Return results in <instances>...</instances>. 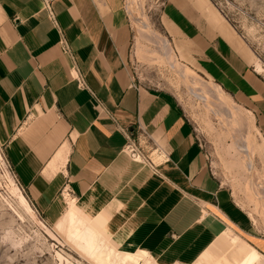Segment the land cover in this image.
<instances>
[{"label": "crops", "instance_id": "0c3cea01", "mask_svg": "<svg viewBox=\"0 0 264 264\" xmlns=\"http://www.w3.org/2000/svg\"><path fill=\"white\" fill-rule=\"evenodd\" d=\"M53 10L56 25L39 0H0V146L42 220L56 225L70 199L106 216L119 250L156 264H194L230 228L264 256V234L211 170L178 98L136 82L125 0ZM163 22L181 59L251 108L264 140V82L233 26L210 0H168ZM129 137L147 161L126 153Z\"/></svg>", "mask_w": 264, "mask_h": 264}, {"label": "rangeland", "instance_id": "374dc122", "mask_svg": "<svg viewBox=\"0 0 264 264\" xmlns=\"http://www.w3.org/2000/svg\"><path fill=\"white\" fill-rule=\"evenodd\" d=\"M125 2L134 30L129 66L136 82L175 94L194 125L211 170L224 186L231 189L237 203L249 213L257 232L263 235L264 140L255 125L251 108L219 86L224 95L223 105H219L213 96H207L212 108L220 112L219 116L204 99L193 94H211L217 84L193 60L184 56L181 59L178 55L163 22L168 0ZM210 2L245 44L264 58V0ZM227 108L231 109L230 116L224 112ZM76 211L75 224L69 220L67 211L53 227L43 222L19 185L0 146V264H133L118 245L114 247L111 233H107L102 224L91 223L78 207ZM97 217L102 218L103 213ZM226 231L234 233L249 249H256L233 229ZM211 246L197 264L264 262V256L257 249L250 261L238 249ZM149 259L151 264L155 263L151 257Z\"/></svg>", "mask_w": 264, "mask_h": 264}, {"label": "bare ground", "instance_id": "6f19581e", "mask_svg": "<svg viewBox=\"0 0 264 264\" xmlns=\"http://www.w3.org/2000/svg\"><path fill=\"white\" fill-rule=\"evenodd\" d=\"M145 28H147L146 26H145ZM155 34V33H154ZM158 36V35H157ZM150 38V37H149ZM151 41V40H150ZM156 42V41H155ZM163 42H164V44H168V42L166 41V40H163ZM158 43V42H157ZM163 44V45H164ZM159 46H161V45H159ZM166 46V45H165ZM170 46V45H169ZM170 48V47H169ZM168 48V49H169ZM165 50H166V48H165ZM163 51V50H162ZM166 52H167V50H166ZM164 54V53H163ZM166 56H168L169 57V54H167ZM167 57V58H168ZM171 64V63H170ZM256 65H257V67H258V69H260L261 70V66H260V63H255ZM173 67V66H172ZM202 93V92H201ZM193 94L195 95V96H197V97H199V98H202V99H204L207 103V106L209 107V108H212V106L210 105L211 103H210V101H207V96H213V98H215L217 101H219L218 102V104L219 105H223V103H224V99H223V91H222V89L219 87V86H217V85H215V89H214V92H212L211 94L210 93H206V95L205 96H201V95H198V94H196L195 92H193ZM209 100V99H208ZM212 109H214V108H212ZM214 111L216 112V114L217 115H219V116H221V114H220V112H218L217 110H215L214 109ZM224 112L228 115V116H230V112H231V109L230 108H227V109H224ZM223 112V113H224ZM226 116V115H225ZM251 156V155H250ZM69 196H67V198H68ZM70 198V197H69ZM68 200V205H69V208H68V210H67V216H69V220L73 223V224H75L76 222H77V216H78V213H77V211H76V209H77V206H76V204H75V201H72V200H70V199H67ZM86 215V217L88 218V220H90L91 221V223H93V224H95V225H98V224H102V226L104 227V229H105V231L107 232V233H109V231H108V229H107V227H106V216L103 214V217L102 218H99V217H97V216H90V215H87V214H85ZM83 217H84V215H82ZM111 219V218H110ZM108 221V220H107ZM62 225V222H61V224H59V226H61ZM81 231V230H80ZM212 246H213V248H215V246H216V248H219V247H227L228 249H232V248H235V249H238V251H239V253L242 255V256H244V257H246V258H248L250 261H252L253 260V258H254V255L256 254V250L255 249H253V248H248V246H247V244L246 243H243V242H240L239 240H238V238L235 236V234L234 233H232V232H229V231H225L224 233H222L216 240H215V242L212 244ZM211 246V247H212ZM114 247H117V243L116 242H114ZM126 256H128L129 258H131V260H132V263L133 264H151V262H150V259H149V255L146 253V252H143V251H137V252H123ZM154 264H156V263H154ZM194 264H197V261L194 263ZM263 264H264V262H263Z\"/></svg>", "mask_w": 264, "mask_h": 264}, {"label": "built area", "instance_id": "2783aa9c", "mask_svg": "<svg viewBox=\"0 0 264 264\" xmlns=\"http://www.w3.org/2000/svg\"><path fill=\"white\" fill-rule=\"evenodd\" d=\"M39 1H41V3L43 4L44 10L47 12L48 17L51 20V22L56 25L57 21H56V16H55V13L53 10V3L56 0H39ZM126 10H127V8H126ZM220 11L224 15L223 11L222 10H220ZM62 46H63L65 52H69V48H68V45L66 44V42L63 41ZM251 50H252L253 54L255 55L257 62L260 63V66L262 67L261 70H259L257 65L254 64L253 70L264 82V58H262V56L259 55L256 50H253L252 48H251ZM76 80L80 83L81 86H84L83 82L79 78H76ZM125 151L131 157V159L134 161H139V162L147 161L144 150L139 147V144H137L136 141L132 137H129V143H128L127 147L125 148ZM43 222H44V220H43Z\"/></svg>", "mask_w": 264, "mask_h": 264}]
</instances>
